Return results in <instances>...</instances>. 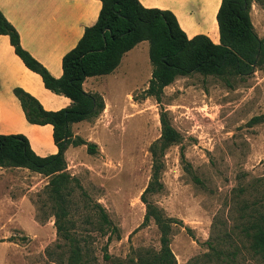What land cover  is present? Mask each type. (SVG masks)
<instances>
[{
	"label": "rangeland",
	"instance_id": "1",
	"mask_svg": "<svg viewBox=\"0 0 264 264\" xmlns=\"http://www.w3.org/2000/svg\"><path fill=\"white\" fill-rule=\"evenodd\" d=\"M249 14L263 37L264 0H251ZM123 65L129 71L126 81L112 82L103 111L78 135L95 143V152L79 145L65 156V170L92 200L73 184L61 216L69 234L88 247L81 261L145 264L161 248L159 225L153 217L145 221L150 210L170 227L171 264H264V253L252 249L242 230L253 203L263 196L264 65L226 80L179 76L159 102L143 94L151 75L148 50L126 54ZM161 112L179 137L160 156V187L143 195ZM49 179L31 174V191L27 180L21 186L31 225L0 229V264H68L71 241L57 235L54 214L61 208L50 197ZM94 202L104 207L116 231L97 230L90 211Z\"/></svg>",
	"mask_w": 264,
	"mask_h": 264
},
{
	"label": "trees",
	"instance_id": "2",
	"mask_svg": "<svg viewBox=\"0 0 264 264\" xmlns=\"http://www.w3.org/2000/svg\"><path fill=\"white\" fill-rule=\"evenodd\" d=\"M100 1L101 9L95 23L85 27L77 44L63 55V72L58 78L53 77L21 46L17 30L0 11V34L9 37L25 66L41 76L47 89L71 100L66 108L46 110L23 89H13L28 122L52 125L53 141L57 146L55 154L41 157L32 150L24 135L0 134V167H24L50 177L48 192L61 208V213L54 214L57 235L71 241L67 245L68 264H84L82 255L88 250L86 243L72 237L61 222L73 184L79 187L86 201L92 200L78 180L65 170V151L69 146L86 145L88 152L94 153L96 148L95 143L75 135L71 124L95 118L104 109L103 97L85 91L83 81L90 76L111 73L123 55L142 41H148L151 65V75L143 94L154 97L158 102L163 89L179 76L199 73L226 80L228 76L249 75L255 67L264 65V36H258L251 21V0H221L216 15L219 43H213L203 34L187 37L169 10L147 8L139 0ZM160 122V137L151 145V179L143 195L160 187V156L179 137L165 112H161ZM262 185L260 194L263 196L253 203V211L246 216L247 224L242 228L252 249L260 253H264V179ZM90 211L96 217L98 231L117 230L101 204L94 202ZM150 217L159 225L161 248L151 259L145 260V264H171L173 255L169 248L168 222L160 214L148 210L145 221Z\"/></svg>",
	"mask_w": 264,
	"mask_h": 264
},
{
	"label": "crops",
	"instance_id": "3",
	"mask_svg": "<svg viewBox=\"0 0 264 264\" xmlns=\"http://www.w3.org/2000/svg\"><path fill=\"white\" fill-rule=\"evenodd\" d=\"M139 2L147 8L171 11L187 37L203 34L213 43H219L216 15L221 0ZM100 9V0H0V11L17 30L21 46L56 78L63 72V55L77 44L84 28L95 23ZM139 47L146 52L148 41L139 42L127 51L111 73L87 77L82 84L84 90L100 94L106 105L112 82L118 79L123 83L126 81L129 72L123 65L126 54H132ZM14 88H21L35 97L46 110L56 111L71 104L67 96L47 89L41 76L25 66L15 53L9 37L0 34V134L24 135L32 150L41 157L55 154L57 146L53 141L52 125L28 122L13 93ZM125 91L126 88H123L122 93ZM90 120L72 123L73 133L83 135L82 129ZM70 149L72 146L67 148L65 156ZM31 174L37 172L24 167H0V229H19L31 225V216L25 212L29 211V204L21 205V186L27 180V193L31 191ZM22 196L25 199L26 195Z\"/></svg>",
	"mask_w": 264,
	"mask_h": 264
}]
</instances>
